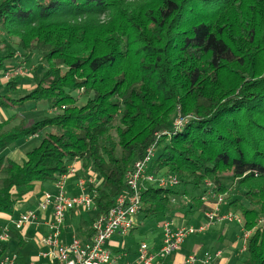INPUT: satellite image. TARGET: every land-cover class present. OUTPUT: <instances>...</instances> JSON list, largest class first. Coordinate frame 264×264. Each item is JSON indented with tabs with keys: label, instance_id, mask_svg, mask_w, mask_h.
Returning <instances> with one entry per match:
<instances>
[{
	"label": "trees",
	"instance_id": "1",
	"mask_svg": "<svg viewBox=\"0 0 264 264\" xmlns=\"http://www.w3.org/2000/svg\"><path fill=\"white\" fill-rule=\"evenodd\" d=\"M34 58V84L18 94ZM0 85L1 109L54 111L0 121V152L43 134L22 163L0 156L1 214L80 162L96 177L92 223L129 192L127 173L153 149L155 182H144L137 217H161L162 233L166 222L206 227L179 246L192 238L200 249L185 264H201L226 243L210 233L220 217L209 225L206 215L238 216L225 221L240 228L233 264H264V0H0ZM170 179L178 183L159 185ZM210 199L216 207L198 220Z\"/></svg>",
	"mask_w": 264,
	"mask_h": 264
},
{
	"label": "built area",
	"instance_id": "2",
	"mask_svg": "<svg viewBox=\"0 0 264 264\" xmlns=\"http://www.w3.org/2000/svg\"><path fill=\"white\" fill-rule=\"evenodd\" d=\"M22 74L21 69H18L12 76ZM10 74H7V77ZM11 76V77H12ZM185 122V121H184ZM178 120L175 124V129L181 128L185 123ZM153 149L148 151V155L142 161L135 163L132 171L126 175V182L129 187V192L119 195L114 207L105 215L98 217L91 226L92 236L84 242L81 239L74 238L70 244H64L61 240L62 226L69 212L75 210L91 211L94 210V198L86 192L87 180H80L78 183L79 194L74 197H67L65 192V180L70 174H74V167H70L69 173L58 177L55 183L57 192L52 194L45 192L40 199L36 210H31L21 215L13 225L16 230H22L24 226L33 223L37 220V212H47L52 209L54 221L51 225L52 232L49 237L42 238L40 244L47 247L48 251H42L38 258H48L50 264H117L112 260L110 251L106 248L107 242L117 235L125 236L136 227L138 213L142 207L143 201L140 190L144 182L154 183L153 176L146 174L147 165L153 155ZM170 181V182H169ZM169 181L161 180L159 185L166 187L177 184L176 179ZM221 202V199H220ZM220 217V221L233 222L237 220L241 223V218L234 217L231 214L219 216L217 212L208 213L209 225L216 218ZM206 227H176L171 228V223H164L163 233L165 240L159 251L151 253L149 246L142 243L138 249V260L136 264H160L156 260L168 256L179 249L184 239L190 235L202 233ZM250 233L246 235V238ZM11 230L9 227H4L0 231V264H20L17 254H5L3 252V244L10 241ZM246 242V241H245ZM245 249V247H244ZM243 251V250H242ZM222 255L221 251L215 254H205L201 259V264H213L214 261ZM195 263V256H191L187 261ZM28 264H37L31 260Z\"/></svg>",
	"mask_w": 264,
	"mask_h": 264
},
{
	"label": "crops",
	"instance_id": "3",
	"mask_svg": "<svg viewBox=\"0 0 264 264\" xmlns=\"http://www.w3.org/2000/svg\"><path fill=\"white\" fill-rule=\"evenodd\" d=\"M14 161L17 162L18 160L15 158ZM23 161L24 158H21L19 160V163H22ZM73 167L75 173L70 174L65 180V192L67 197L69 198L79 194L78 183L80 180H87V183L90 181L88 184L96 183V177L92 176V174H88V176L83 175L80 162L75 163ZM88 184L86 185L87 193H88V189H87ZM51 186H53L54 191L50 190V188H52ZM42 191L55 194L57 192L55 188V183L44 186L41 185L40 183L36 184V189L34 191V194L28 197V199L34 198L36 200L35 207H30L26 209L23 213L21 212V214L19 215H16L15 213L13 216H10L0 213V231L2 228L6 226L9 227L11 230L10 241L3 244L2 246L3 252L5 254H17L20 264H24V263L28 264L30 263L31 260L36 261L37 264H50L48 258H44V257L38 258V257L42 251L44 252L48 251V248L41 246L40 242L42 238L49 237L52 232L51 225L54 221L52 209L48 210L47 212L38 211L37 220L34 221L33 223L24 226L22 230H16L13 225V223L16 220H18L21 215L25 214L28 211L36 210L37 204L41 198L39 199V197H36L35 195L38 193H42ZM91 211H83L79 209V210H75L74 212H69L67 214L64 224L61 228L62 230L61 240L64 244H70L74 238L81 239L84 242H87L91 238L92 236L91 226L93 222L92 223L87 222L88 214H90ZM225 211L226 208H222L221 212L223 213ZM141 220L142 219L140 217H137L135 231H138L139 228L138 223H140ZM163 222H165V220L161 221L160 224H162ZM174 223L175 225L177 224V226H180L181 219L177 218ZM225 225L227 226V228L224 230L222 234L226 236V234L229 231L228 230L229 224H225ZM135 231H133L131 235ZM231 238L232 240H234V242H230V241H226V243L224 242L225 246L223 249L220 250L222 252V255L220 256V258L216 259L213 264L234 263L235 258L241 252V246L239 245L238 242L239 235L236 236L233 235L231 236ZM123 240H124L123 238L119 236H115L109 242H107L106 248L110 251L112 260L115 261L117 264H136L139 254L138 253L139 246L138 247L136 246L131 250L129 249L127 250L125 248ZM144 243H147L150 246V249L152 248L159 249L161 247L160 245L162 243V238L154 237L151 239V241ZM199 249L200 247L198 245L192 244V248L189 255L195 252L196 250L198 252ZM188 256L184 257L180 255L179 252H174L169 256H165L163 258L158 259V261L157 260L156 261L159 262L160 264H185V261L187 260Z\"/></svg>",
	"mask_w": 264,
	"mask_h": 264
},
{
	"label": "rangeland",
	"instance_id": "4",
	"mask_svg": "<svg viewBox=\"0 0 264 264\" xmlns=\"http://www.w3.org/2000/svg\"><path fill=\"white\" fill-rule=\"evenodd\" d=\"M7 65H11V63H7ZM25 66V69L27 71V75L22 76L18 78L17 80L21 83V89L18 92V94L24 95L27 89H29L31 86H33L34 81L30 79V74L34 71L35 68L39 65L38 59L34 58L30 62H26L23 64ZM41 66V65H40ZM41 69L43 68V65L40 67ZM25 77V78H24ZM32 78V77H31ZM1 85H0V90H1ZM77 100V106H82L86 102V98L84 96L81 97V95H76ZM32 103V102H28ZM27 104L23 108L19 109H1L0 108V121L7 120L11 118L14 115L19 116V120H25V121H39L42 120L45 116H50L51 113L53 114L54 111L48 110L45 104H40L39 106L35 107V105H32L28 108ZM49 111V112H48ZM41 138H33V139H22L19 140L15 143H13L11 146L8 148L4 149L3 151L0 152V156H4L7 159L14 160L15 158L18 160L17 162L19 163V160L21 158H26V153L37 147L43 138V134L40 136ZM229 185V184H228ZM50 188L51 191H54L53 186ZM200 194V192H198ZM36 196V195H35ZM36 206V200L34 198H29L28 200H24L21 204H18L15 209L16 215L23 213L26 209L30 207H35ZM216 207V202L215 200L210 199L207 201L205 204H203L202 208L200 211L196 213V218L198 220L202 219V215L204 211H207L209 209H213ZM90 214H88L89 216ZM161 217H150L141 220V224L138 223V231H135L131 236L125 238L124 245L125 248L128 250H131L132 248H135L136 246L140 245L141 242H149L151 241L152 238L157 237L161 238L162 237V231L158 229V225L161 222ZM227 228L225 225V219L221 220V223H217L215 227L211 228V232L213 231L212 235L214 233H223L224 230ZM228 233L226 234V241L234 242L232 240L231 236L233 235H239L240 234V228L238 226H235L233 224H230L228 226ZM192 238L186 239L184 244L180 247L179 249V254L186 257L189 255L191 248H192ZM242 247V246H241ZM240 248V246H239ZM242 250V249H241ZM17 251V250H14Z\"/></svg>",
	"mask_w": 264,
	"mask_h": 264
},
{
	"label": "bare ground",
	"instance_id": "5",
	"mask_svg": "<svg viewBox=\"0 0 264 264\" xmlns=\"http://www.w3.org/2000/svg\"><path fill=\"white\" fill-rule=\"evenodd\" d=\"M25 264V263H24Z\"/></svg>",
	"mask_w": 264,
	"mask_h": 264
}]
</instances>
